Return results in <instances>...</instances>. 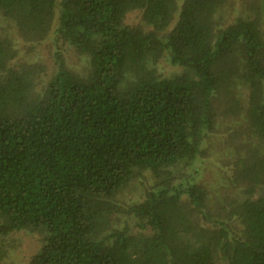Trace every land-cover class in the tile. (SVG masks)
<instances>
[{"label":"trees","instance_id":"1","mask_svg":"<svg viewBox=\"0 0 264 264\" xmlns=\"http://www.w3.org/2000/svg\"><path fill=\"white\" fill-rule=\"evenodd\" d=\"M51 33L87 71L55 53L38 90L12 37ZM215 133L225 197L192 170ZM262 188L264 0H0V264L18 232L27 264H264Z\"/></svg>","mask_w":264,"mask_h":264},{"label":"rangeland","instance_id":"2","mask_svg":"<svg viewBox=\"0 0 264 264\" xmlns=\"http://www.w3.org/2000/svg\"><path fill=\"white\" fill-rule=\"evenodd\" d=\"M134 16L130 15L128 22L132 23ZM13 44L19 51V62H29L38 61L42 64L44 68L43 74L40 76V85L38 90L44 85V83L54 74L55 72V53L61 55L64 59L67 67L73 72L84 75L87 71V61L85 57L76 54L74 49L68 44L61 41H56L54 34L43 41L41 44L37 45L34 49L25 44L17 35H13ZM33 50V52H32ZM161 75H172L174 73H180L181 69L173 66L166 55H164L156 66ZM227 135H220L219 133L209 134L208 138L203 142L202 148H204V157L199 159L194 165L192 170H196V179L202 183L210 185L211 188L219 191L221 197H225L224 191L219 190L218 187L220 183V175L225 172L228 174L229 167L225 164L227 160L231 158L233 153V148L225 150V146L222 142L226 141ZM229 157V159H228ZM144 178V183L149 176L146 174L142 176ZM245 188V186H243ZM242 186L238 189L232 190L229 193L231 200H241L244 199V195L241 193ZM136 187L132 186L129 190L123 193V201L130 203L138 197ZM264 194V188L258 189L255 197ZM229 224V223H228ZM230 225V224H229ZM41 235L37 233H27L18 232L12 234L10 237L4 239L6 244V249L8 250L7 259H5L2 264H27L30 257L40 248L41 246ZM215 264H225L222 259V253H214Z\"/></svg>","mask_w":264,"mask_h":264}]
</instances>
